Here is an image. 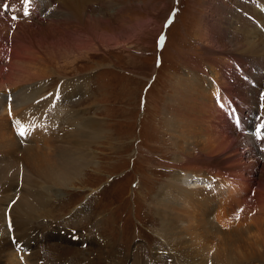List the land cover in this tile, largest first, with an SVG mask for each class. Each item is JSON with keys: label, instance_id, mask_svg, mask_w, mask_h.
Instances as JSON below:
<instances>
[{"label": "rangeland", "instance_id": "374dc122", "mask_svg": "<svg viewBox=\"0 0 264 264\" xmlns=\"http://www.w3.org/2000/svg\"><path fill=\"white\" fill-rule=\"evenodd\" d=\"M46 2L49 5L52 4L50 0ZM263 4L261 0H96L91 2L88 8L90 14L88 17L91 19L87 17L88 21L86 20L84 25H70L69 22L65 25L67 22L64 23V21L56 25V20H51V22L49 18L42 17L44 10L35 17L38 26H33L29 34L22 36L26 40L24 46L27 45L26 52H38L40 54L37 55L40 56L46 54L48 62L44 69L45 72L50 73L42 78L44 91L36 95V97H41L36 100V105L39 104L42 107L33 106L29 99L30 95H27L24 101H19L23 91L32 90V87L23 89V85L8 91L11 95L20 89L19 94L17 93L18 97H16L17 103L19 106H27L26 109L33 112L32 118L30 114L29 120L27 119L28 124L25 125V128L28 129L29 127L32 131V137L26 133L28 138L21 143L23 145H25L24 143L28 144V147L44 146V138H38L35 133L39 131V125L42 123L50 124V121H54V114L52 111H46L42 114L39 112L43 111L45 101H48L55 92L65 88L69 82L79 85L81 90L74 97L69 92L64 91L66 92V100L62 105L66 110L60 114V119L64 120L66 112L69 111L79 115L83 121L87 117L98 120L102 122L101 124L105 129L104 134L96 136V141L92 144L93 150H85V153L91 158L85 162V166L79 169L78 174L70 177L68 182L73 180V183L65 185L62 189L61 186H53L46 206L31 214L32 230L27 232L32 234H28L26 240L30 246V250H27L26 254L32 257L35 264H45V256L37 258L38 255L33 252L37 248L41 250V247L44 246V251L41 250L39 253L45 254L49 251L50 245L58 243L59 240L62 241L60 245L64 246L82 247L83 249L89 247L90 250L92 249V253L98 247L93 244L97 239L107 240L116 253L113 252V256L104 252L105 256L102 255L97 259V263L88 259L91 262L86 260L81 264H194V261H201L195 257L194 253L204 250H206L205 256H201V259L208 261L210 257L208 264L210 262L212 264H217V262L219 264H264V249L262 248L264 246V227L262 225L264 224V214L260 212L261 204L258 201L259 195H257L259 191L264 193V181L261 185L250 182L251 178L259 177L261 173H264V155L262 156L261 152V149L264 148V140H257L253 135L256 127L264 121V117L255 118L250 127H245L250 134V138L246 135L249 139L242 135L243 127L239 132L241 137L235 133L233 141L228 142L230 148L226 144L227 147L225 146V150L223 149L224 153L220 149V155L195 152V150H205L200 141L207 138L208 130L213 125L214 114L212 110H208V105L211 102L203 99H214L215 108L220 109L225 116H228V121H232L230 123L237 127L238 132L240 122L244 126L254 117L253 112L250 115L249 110L244 109L239 103V100L241 101L240 95H243L239 91L252 90L250 94L254 95L253 97L263 91L264 88L261 89L259 86H264V75L261 74L264 70V64L257 61L252 65V60L246 61V66L250 72H243L241 67L243 60L235 59V61L230 62L231 79L229 83L233 84L230 87L234 90L235 95L231 92H229L230 94L226 92V94L227 97L231 98L229 101L233 105H226V100L223 101L225 97L221 96L222 93L215 95L217 90H214V86L221 77L210 66H207L206 71L209 78L205 76V72L197 71L194 73V84L197 86L200 81L202 88L196 89L193 93L194 97L190 102L194 108L192 111L185 112L183 110L185 106L182 108L180 105L178 106L181 101V93L172 88L178 79L186 78L187 72H191L187 65L188 60H203L206 56L208 58L214 56L217 59V56L224 51L232 57L241 56L242 50L236 46L235 35H232L233 32L239 31L240 21H246L248 18L247 22L251 28H254V30L251 28L246 30L245 36H250V40L252 37L254 39L252 41H257L259 34L264 36V9H261L262 6L264 7ZM53 6L54 4L50 8L52 9ZM217 7L222 12L220 16L219 11H216ZM51 9L48 8L47 15ZM241 9L245 12L243 15L240 12ZM21 11L23 12V8L20 9V13H22ZM260 11H263V16L254 17L253 14ZM9 12L10 10L7 11V13ZM241 15L244 16V20H239ZM12 16L10 15V18ZM252 16L253 19H251ZM30 17L31 15L28 14L26 19H30ZM172 17L176 22L174 20L167 32L168 41L160 54V60L163 64L159 66L157 56L159 54L158 47L162 43L160 38L172 21ZM38 18L44 19L41 22L38 21ZM11 20L13 21L12 18ZM90 21H93L92 26L88 24ZM207 22L211 25V30L208 31L213 37L211 40H214L213 45H209V47H206L202 38H199L202 27L209 29ZM15 28L14 25L13 29ZM102 28L103 31H100L99 29ZM86 34L87 36H85ZM111 35L119 36L120 40L125 43L119 46L117 40ZM90 36L94 39L92 40ZM82 41L84 42L82 43ZM11 45L13 48L11 46L9 48L12 50L17 48V46H13L14 38ZM83 47H85L84 50ZM22 49H24L22 46L16 49L17 53H25ZM244 54L247 55L245 52ZM1 64L3 62H0V67ZM234 64L238 68L234 67ZM221 67L223 68L222 64ZM222 73L225 74L227 71L223 68ZM243 73L248 74L245 76ZM252 73L253 76L255 75L254 77L251 76ZM224 74L222 78L226 81ZM82 77H87V80L81 79ZM256 79L259 80V86L254 81ZM262 81L263 83H261ZM244 84L248 87L246 88ZM220 90L225 92L223 85H221ZM0 92L4 94L2 89ZM177 93L180 94L179 97ZM245 95L248 94L243 96ZM210 97L213 98L210 99ZM58 98L59 95L54 97L53 107H55ZM6 100L12 102L7 97L1 98L0 103L4 104V110L6 109L5 105L9 104ZM170 100H174L175 109L180 108L181 112H185L183 117L174 115L175 120H173V117L166 114V110L168 111L167 104ZM249 100L248 106L252 105ZM241 102L247 103L245 100ZM232 106H235L237 111ZM256 106L257 104L252 107L257 109L258 106ZM7 108H11V106L9 105ZM253 108L256 117L259 109L256 111ZM8 111H12V109ZM187 115H190V118H186ZM9 117L12 118V115L9 114ZM180 119L184 120L180 121ZM67 121L70 122V119ZM13 122L11 123V130L17 134V128L20 125H14ZM172 124L177 125L178 133ZM169 125L173 127L170 128ZM64 128H62L61 133ZM1 132V136L4 135V138L5 135L12 134L10 130L7 133L5 129L0 131V134ZM50 135L55 146L66 144L62 138L64 133L62 136L58 133H50ZM178 135L182 136L185 141H181ZM1 136L0 145L4 139H1ZM188 136L190 140H188ZM237 138L238 140H236ZM255 140L257 141L255 142ZM188 142L190 151L194 152L193 155L197 158H194L195 166L198 169L206 166L209 169H215L214 188L209 190L210 195L207 190L200 189L199 194H207H203L202 198L200 195H196L198 193L193 194L192 192L193 189V191H198V188L193 187L200 186L201 183L193 180L188 174L189 171L182 175L180 181L175 182L177 180L175 179L177 178L175 170L168 167L176 163L182 166L183 161L184 163L189 162L185 158L182 162L178 161L181 159L179 154L181 149L176 146L177 144L186 146ZM248 142L249 145L251 144L250 146H248ZM238 143L243 145L240 144V147ZM262 145L263 147H261ZM249 147L251 152H248ZM41 149L51 150L52 146ZM240 154L243 156L241 157ZM200 156L202 157L200 158ZM235 158L236 160H234ZM256 160L260 161L259 164ZM21 162H25V167L31 166L29 169L33 182L41 179L35 174L36 170L31 162L30 164L25 160ZM248 164L250 169L247 168ZM241 166L243 167L241 168ZM223 172H227V174H222ZM217 174L219 179L216 178ZM229 174L237 176L238 180L248 188L247 196L251 195L252 198H257L258 202L253 203L255 209L246 212V206L236 205L238 198L239 200L242 198L234 191L235 186L224 183L227 179L220 178V176L225 178L227 175L229 178H233ZM262 177L264 178L263 175ZM3 182L5 180L0 183ZM18 184L21 187L23 183L19 182ZM14 185H16V181ZM186 190L189 193L185 192ZM9 193L8 190H0V201L6 202L4 207L7 206L8 201L10 202ZM261 196L263 197L261 201L264 202V194ZM232 197H235L234 201ZM6 199L7 201H5ZM184 201H187L185 210L180 207L181 204H185ZM159 202H163L166 210L174 217H180L183 214L186 217L190 215L193 219L202 222L208 227L207 234L209 236H205L207 234H202L203 237L193 235L195 237L193 238L191 235L192 239H190L191 237L185 235H173L177 229L169 214L170 217L165 216L167 213L157 211L156 206ZM262 209H264V204ZM258 212L260 213L257 214ZM237 215L239 219H237ZM256 217H260L262 220H258ZM256 221L259 225L255 224ZM6 224L10 232L14 231L10 215H8ZM183 225L189 227V223L185 224L184 222L178 226L180 228ZM164 226L170 227L171 230L168 228L164 230ZM190 226L195 227L192 223ZM173 236L177 237H175L177 241L173 239ZM11 239L17 242L14 234H12ZM70 239L78 242L77 245L81 247L70 244L68 242ZM183 240L187 242L185 251L182 253L178 248V243ZM192 241L195 242L194 245L191 244ZM217 241L219 242L216 243ZM223 241L224 243H222ZM257 241L259 242L258 246L256 245ZM195 246H198L199 249ZM216 246L219 250L216 249ZM18 252V257L23 258V250L19 248ZM221 253L224 255L222 256ZM64 259H66L64 264L73 261L71 257ZM0 260V264H10V262H4L3 257H0ZM23 260L22 263L27 264V260Z\"/></svg>", "mask_w": 264, "mask_h": 264}, {"label": "bare ground", "instance_id": "6f19581e", "mask_svg": "<svg viewBox=\"0 0 264 264\" xmlns=\"http://www.w3.org/2000/svg\"><path fill=\"white\" fill-rule=\"evenodd\" d=\"M46 1L47 0H31L30 5H28V13L31 15L30 19H26L27 15H24V13L22 11H21L22 13H20V9L23 8L21 5V0H2L3 4H8L10 6L8 8V10H10L9 13H7L8 10L5 12V10H3L2 7H0V62H3V64H1V67H0V89H2L3 93H4V94H1V92H0V94H1L0 99L4 98V97H7V99H9V97H10V99L12 101V102H9L8 100H6V101H8L9 104L5 105V107H6L5 110L3 108L4 104L0 103V131H3L5 129V130H7V133H8V130H10L12 133L11 135H5V138H4V135L1 136L2 132L0 134L1 139L4 138L2 141V145H0V154H1L0 155V161H3V163H0V182L5 180V182L0 183V190H8L10 192L8 194V199H10V202L14 201L13 203L12 202L10 203L8 201V204L6 207H4L5 206L4 204L6 202L0 201V257L4 258V262L7 261V262H10V264H23L22 263L23 259L27 260L26 261L27 264H35L34 261H32V257L28 256L26 254V251L30 250V246L26 243V240H27V237L32 234V233L27 232V231L32 230V223L30 221L31 214L46 206L47 201L49 199L48 197L51 194V190H52V188H54L53 186H56V187L61 186L60 188L62 189L65 185H68L69 183H71L73 181L72 180L71 182H68L70 177H73L76 174H78L80 172L79 169L82 166H85L86 165L85 162L91 158L90 155L85 153L86 152L85 150L89 149L92 151L93 150L92 144L95 143L96 136L102 135L105 133L104 126L101 124L102 122L95 120L93 118L91 119V118L87 117L83 121L79 115H77L73 112L67 111L65 119L64 120L60 119V114H63L66 110V108L62 105L66 100L65 99L66 98L65 97L66 92H64V91L69 92L72 97H74L78 93H80V90H81L80 86L75 84L74 82L67 83V86L65 88L63 87V89L61 91L55 92L48 101H45L46 104H45L43 111L39 112V114H42L43 112H46V111H52L54 114V121H50V124H48V123L43 124L42 123L41 125H39L40 126L39 131H36V133H35V135H37L38 138H40V139H41V137L44 138L45 144L43 147H37V146H29L28 147V144L24 143L25 145H23V143H21V141L26 140V138H28L27 135L32 137V131L30 130L29 127H28V129L25 128V129H27L26 130L27 135H25L24 137H21V138L20 137L18 138L17 134L12 132V130H11L12 121L18 120L25 127V125L28 124L30 114H31V118H32L33 112L26 109L27 106H19V103H17L16 97H18L20 89L19 90L16 89L17 91L13 92L11 95H9V93H8L9 89L16 88L18 86L20 87L23 85H24L23 89H27V88L32 87V90L23 91L21 97L19 98V101H24L25 97L27 95H30L29 99L32 102L33 106H35V107L38 106V108L42 107V105H39V104L36 105V100L38 98H41L39 96L36 97V95H38L44 91L45 88L42 85V80H43L42 78H44V75L47 76V74L50 73V72L49 73L45 72V69H44V66H46L47 62H48V59L46 58V54H43L40 56V55H37V54H40L38 52H32V53L26 52L27 45L24 46V42L26 40H24L25 37H22V36H26L27 34H29L30 33L29 31L31 29H33V26H35V27L38 26L37 25L38 23L35 21V19H36L35 17L38 14L42 13V10L45 11L42 14V17L49 18L50 21L56 20L55 21V23H57L56 25H58L59 22H60V24L63 23V21H64V23L67 22L65 25H67L69 23H70V25L75 24L76 26L84 25L86 23V20L88 21V18L91 19V17H88V16H90V14L88 13L89 12L88 8L91 5V2H95L96 0H50V1H52L51 2L52 4H50V5ZM245 1H254V0H245ZM261 1L264 3V0H261ZM53 4H54V6L51 9L50 6H52ZM13 7H15V8L13 9ZM243 7H245V6H243ZM48 8L51 9V11L47 15ZM245 8H247V7H245ZM261 9H264V7L262 6ZM216 11L217 12L219 11V16H220V14L222 12L218 9V7L216 8ZM250 11H252V10H250ZM240 12L242 15L245 13L244 10H242V9ZM262 12L261 11L256 12L253 15H254V17H262L263 16ZM223 14H225V13H223ZM10 15L11 16L16 15V17H17V19H15L16 21H14V20L12 21L10 18ZM246 15L249 16V14H246ZM225 16H226V14H225ZM241 16H239V20H244L245 19L244 16H242V17ZM43 19L38 18V21L42 22ZM247 19H246V21H240L239 22L240 26H239L238 32L234 33L233 32L234 30L232 31L233 32L232 35H235L234 38L237 41V42L234 41L236 46L242 50V52L240 51L242 53V55L239 56L241 58L232 57L229 54H226V51L223 50L224 52H221L217 56V59L214 58V56L212 58H208L206 56V58L203 60H193L192 59V60L187 61L188 68L191 70V72L190 71L187 72V74L185 76L186 78L178 79V82H176V85H174L172 87L173 89H176L177 92L179 91L181 93V95L177 93V96L179 97V95H180V98H181V101H180V103H178V106L180 105L181 108L185 106L183 109L185 112H188V111L190 112L194 109L190 105V102L192 101V99L194 97L193 93L195 92V90L201 87L200 81H199L197 86L194 84V82H195L194 73H196L197 71L202 72V73L205 72V76L208 77V74L206 73L207 66H210L212 69L216 70V73H218L221 78H220V80H217V82L215 83V86H214L215 89L214 90H217L215 95L217 96L218 93H222L221 96L225 97L223 99V101L226 100V105L229 106L230 104L233 105V103H231V101H229L231 98L227 97L228 95L226 94V92L227 93L231 92L232 94L235 95L234 90L230 87L233 84L229 83L230 79H231V75L229 72V68H231L230 62L235 61V59L243 60V62L241 63L242 64L241 67L243 69V72H250L248 66H246V61L250 62V60H252V65H254L257 61H261L264 64V36L262 34L257 33V34H259V39L257 41H252V40H254V39H252V37L250 40V36H248L249 38L247 36H245L246 30L251 28L249 22H247ZM251 19H253V16L251 17ZM260 19H263V18H260ZM92 23H93V21H90L88 24L89 25L91 24V26H92ZM14 25L16 26L15 29H13ZM48 25H50V24H48ZM56 25H54V26H56ZM207 26L209 29H204L203 27L201 28V30L199 32V35H200L199 38H202V41L206 43V47H209V45L210 46L213 45L212 43H214L213 42L214 40H211V39H213V37L211 36L210 32H208L211 30V25L209 24V22H207ZM64 27H66V26H64ZM73 27H75V26H73ZM99 30L103 31V28L99 29ZM251 30H254V28H251ZM75 33H77V32H75ZM15 36L17 37V40H16ZM85 36H87V34ZM12 37L14 38V45L13 46H17V48H15V50L11 49V48H13L11 45L13 43ZM77 37H79V36L77 35ZM92 37H93V35H92ZM92 37L90 36L91 39H92ZM112 37H114V39L117 40L116 42H118L119 46H121V45H123V43H125L124 41L120 40L119 36L115 37V35H114ZM94 41H93V43H94ZM244 41H246V42H244ZM83 42L84 41H82V43ZM75 45L77 46V44H75ZM80 45H81V43H80ZM91 45H93L92 42H91ZM94 45H95V43H94ZM9 46H11V48H9ZM21 46H22V48H24V49H22L25 52L23 54L17 53V51H16V49L21 48ZM84 46H85V44H84ZM75 48H77V47H75ZM84 48L85 47H83V50H84ZM76 51H78V50H76ZM79 51H80V49H79ZM90 52H91V50H90ZM244 52L247 55H245ZM248 54H250V55H248ZM228 55L231 57L230 59H229ZM208 60H210V61H208ZM221 64H222L223 68L227 71V73H225V74L222 73L223 68L221 67ZM50 66H52V65L50 64ZM263 72H264V70H263ZM263 72L261 74L264 75ZM223 74H224L226 81L222 78ZM246 74H248V73H245V74L243 73V75H245V76H246ZM251 76H253V73L251 74ZM81 79L87 80V77H82ZM250 81L252 82V79H250ZM254 81H256L257 82L256 84L259 86V80L256 79ZM263 81H264V79H263ZM263 81L261 83H263ZM27 82H30V83H27ZM33 82H35V83H33ZM85 83H87V82L85 81ZM221 85H223V89L225 90V92L220 90ZM81 86H82V84H81ZM244 86H246V84H244ZM247 87L248 86H246V88ZM259 87H261V89L264 88V86L263 87L259 86ZM247 90L248 89H245V92L243 90L239 91V92L243 93V95L246 93L248 94L247 96L246 95L243 96L242 94L240 95L241 101L245 100V101H247V103L243 104L240 100H239V103L242 104V107L244 109H248L250 112V115H251L252 112L254 113V111L252 110L253 105L257 104V106H258L257 109L253 108L254 110L257 111L259 109L260 102L258 101V94H260V93H257V95H255V97H253L254 95L252 96V94H250L252 92V90H248V91ZM57 95H59V98H58L57 102L55 103V107H53L54 102H55L54 97H56ZM240 96L237 95V97H240ZM212 98L213 97H210V99H212ZM249 98H250V100H249ZM203 100H208L212 104L211 105L209 103V105H208L209 109L208 110L213 111V114H214V117L212 118L213 119V125L211 126L212 128L210 130H208L207 138H204L202 141H200L203 145L202 148H204L205 150H195V152L198 154L199 153H202V154L203 153H205V154L206 153H214L215 155H220L219 154L220 150L222 153H224L225 146L227 147V145L230 144L228 142L233 141V137H234L235 133H238V135H239L240 131L238 130V132H237V130H236L237 127H235V125L230 123L232 121H230V122L228 121V119H227L228 116H225V114L220 109L215 108L214 99L209 100V98L208 99L204 98ZM248 100L250 101V103L252 105L248 106ZM42 102H44V101H42ZM9 105L11 106V108H7V107H9ZM174 105H175L174 100H170V102H168V104H167L168 111L166 110V114L169 115L170 117H173V118H174V115H180L181 117H183L185 112H181L179 110L180 108L175 109ZM9 109L10 110L12 109V111H8ZM203 111H205V110H203ZM10 112H11V114H10ZM9 114H10V116L12 115V118H14V119L9 117ZM202 114H205V113H202ZM16 115H17V118H15ZM186 118H190V115H187ZM68 119H70V122L67 121ZM173 120H175V118ZM183 120L180 119V121H183ZM58 125H59V128H58ZM172 125H169L170 128H172L174 126L175 131H177L176 133H178L179 130L177 128V125L176 124H174L173 126ZM63 127H65V128L62 132V133H64L62 138H64V140L66 141L65 142L66 144H61L62 146H55L54 143L52 142L53 140L51 139L52 136L50 135V133H52V134L58 133L62 136L61 131H62ZM196 127H198V126H196ZM205 130H206V128H205ZM47 131H49V132H47ZM194 132H196V131H194ZM247 136H249V135H247ZM245 137H246V135H245ZM178 138L181 141L184 140V138L182 136L178 135ZM249 138H250V136H249ZM249 138L246 137V139H249ZM188 140H190L189 136H188ZM236 140H238V138ZM252 140H253V138H252ZM194 141H196V140H194ZM241 141H242V139H241ZM256 141L257 140H255V142ZM242 143H244V142H242ZM240 144L238 143V145L241 147V145H243V144H241V145ZM259 144H261V143H259ZM187 145H188V147H187ZM223 145H224V147H223ZM250 145L248 142V146H250ZM49 146H52L51 150L50 149L49 150L48 149H41V148H47V147L49 148ZM176 146L181 149V152H179L181 159H179L178 161L182 162L185 158V159L189 160V162L186 161L184 163V161H183L182 162L183 167L179 166L177 163L173 164L171 166H168V167H171L172 169L175 170V176H177V178H175V179H177L175 182H177L178 180L180 181L181 180L180 178L183 177L182 175L186 174V172H188V171L189 172H198V171L207 170L210 173V169L207 166L201 167L199 169L195 166L194 158H196V157L193 155L194 152L192 153L190 151L189 142L186 144V146L185 145L182 146V144L181 145L177 144ZM244 146H246V145H244ZM257 146H255V147H257ZM228 147L230 148L229 145H228ZM252 147H253V145H252ZM261 147H263V145ZM253 149H254V147H253ZM248 152H251V148L248 150ZM228 154H230V153H228ZM242 154H244V153L242 152ZM240 156H241V154H240ZM201 157L202 156H200V158ZM238 158H240V157H238ZM22 160L27 161V163H29V164L31 162L32 166L36 170L35 174L38 176V178L40 177L41 179H38V180L33 182L32 177L30 175V169H29L31 166L25 167V162H21ZM228 160H229V158H228ZM232 160H231V162H232ZM234 160H236V158ZM204 161H207V160H204ZM231 162H229V163H231ZM256 162L259 164L260 161L258 162L256 160ZM249 163H250V161H249ZM252 163L255 164L254 162H252ZM242 167L243 166H241V168ZM246 167H247V165H246ZM247 168L250 169L249 164H248ZM238 171H240V170H238ZM222 174H227V172H223ZM33 175H34V173H33ZM229 175H232V174H229ZM262 175L264 176V173H261L259 177H256L253 179L251 178L250 182L256 183L257 185H261L262 182L264 181V178L262 177ZM232 176H233V178H229L228 175L225 176V178L220 176V178H222L224 180L227 179L226 181H224V183H226L228 185L235 186L234 191L240 196V198H242L240 200L238 198V202L236 205L246 206L247 207L246 212H248L252 209H255V206L253 203H257L258 201H260V204H261L260 212H261V214H264V209H262V205L264 204V202L261 201L263 199V197L261 195L264 193L262 191L258 192V194H257V195H259L258 201H257V198L254 199L251 197V195L247 196L248 188L245 187V185L243 183H241L240 180H238L237 176H234V175H232ZM6 177H7V179H6ZM34 177H36V176H34ZM238 177H240V176H238ZM15 181H16V185H14ZM243 181H244V179H243ZM19 182L23 183L21 187H19V184H18ZM236 183H238L239 185ZM193 188L199 189L198 191H193L194 189L193 190L191 189L193 194L198 193L196 195H200L202 198L203 194H205V193L199 194V192H201L200 189H202L203 186L197 185L196 187H193ZM231 188H230V190H231ZM230 190L228 188V191H230ZM185 192L189 193V191H187V190ZM203 192H205V191H203ZM190 194H192V193H190ZM205 195H207V194H205ZM14 198H15V200H14ZM234 198L235 197H232V200ZM5 201H7V199ZM236 201H237V199H236ZM184 202H185V204L180 205L181 209H183V210L186 209V205H187V201H184ZM156 208H157V211L159 213L160 212L161 213H167V215L165 214V216H168V217L171 216V219H172L171 221L174 223L175 228L177 229V232L173 235L178 236V234H179V235H185L187 237H191V235L192 236L197 235V237H203L202 234H204V235L207 234L208 227L206 225H203L202 222L193 219V217H191L190 215H188V217H186L183 214L180 217H174L166 210L163 202H159L157 204ZM205 212H207V210H205ZM260 212H258L257 214H259ZM8 215H10L11 222L13 223V226H14V231H12V232H10L8 230L7 224H6ZM257 218H258V220H260V219L262 220V218H260V217H256V219ZM166 219L168 220V218H166ZM181 222H184L185 224L189 223V227H186L185 225H183L182 227L179 228L178 225H180ZM191 223L194 224L195 227L190 226ZM257 223H258V221H256L255 224H257ZM170 224L173 225L172 223H170ZM257 225H259V224H257ZM257 225H255V226H257ZM262 225L264 227V224H262ZM164 227H165V228H163L164 230H166L167 228H168V230H171V228L168 226H164ZM201 230H203V232H201ZM258 231H259V229H258ZM12 234L15 235V238L17 240L16 244H14L12 239H11ZM176 236H173L174 237L173 239H176L177 238ZM205 236L208 237L209 235L207 234ZM193 238H195V237L193 236ZM190 239H192V237ZM260 240H258V241H260ZM176 241H177V239H176ZM258 241L256 242L257 246L259 245ZM68 242L70 244H75V245H77V243H78V242L74 241L73 239H70ZM186 242L183 240L182 242L178 243V248L180 249V251L182 253L185 251ZM218 242L219 241H217L216 243H218ZM60 243H62V241L58 240V243L51 244L49 247V251L45 252V254L44 253L42 254V252H41V254L39 253L41 250L44 251V248H45L44 246L41 247V250L37 248L33 252L36 255H38L37 258L45 256L44 257L45 264H64V260H66L64 258H70V257L72 258L73 261L72 262L70 261L71 263H69V264H81V262H85L86 260L87 261L93 260L94 262L97 263V259H99L102 255L105 256L104 252H108L110 255H113V252H114L112 250V248L110 247L109 243L107 242V240L102 241V239H97L94 243L92 242L94 245L98 246L97 248H95L92 251V253H91L92 249L90 250V248L88 246L87 247L89 249L88 248L83 249L81 246H78V245H77V247H81V248L71 247L68 245L64 246V245H60ZM222 243H224V241ZM225 243H226V241H225ZM247 243H249V242H247ZM17 244H19V246H20L19 248H21L23 250L24 257L22 259H20V257H18L19 252H18ZM191 244L194 245L195 242L192 241ZM197 244H200V243H197ZM263 245H264V243H263ZM190 247H192V246H190ZM196 248L199 249L198 246ZM214 248H215V246H214ZM262 248L264 249V246H262ZM216 249H218V246H216ZM205 251L206 250H204L203 252L199 251V252L194 253L195 257L201 260L200 262L198 260H197V262L194 261L193 262L194 264H208L210 257H209L208 261L205 259H203V260L201 259V256H205ZM114 253H116V252H114ZM189 253H191V252H189ZM214 254H215V252H214ZM221 255H222V253H221ZM116 256H117V254H116ZM187 256H189V255H187ZM212 257H213V255H212ZM206 258H207V256H206ZM88 259H90V260H88ZM224 259H226V258H224ZM104 261H105V259H104ZM24 264H26V263L24 262ZM209 264H212V262H210ZM217 264H219V263L217 262Z\"/></svg>", "mask_w": 264, "mask_h": 264}, {"label": "snow or ice", "instance_id": "6c2138e0", "mask_svg": "<svg viewBox=\"0 0 264 264\" xmlns=\"http://www.w3.org/2000/svg\"><path fill=\"white\" fill-rule=\"evenodd\" d=\"M31 3V0H21V5L23 7V12L24 15H28V5ZM0 7H2L4 10H7L10 6L8 4H3L2 0H0ZM13 20L17 19L16 16L11 17ZM170 22V21H169ZM161 41L164 39L163 37L160 38ZM10 99V97H9ZM11 114V112H10ZM239 121L237 120V123ZM14 125H20L17 128V135H19L20 137H24L26 135V129L25 127L20 123V121H14L13 122ZM262 129H264V121H262L255 129V132L253 133V135L256 137L257 140H264V132H262ZM264 150V149H262ZM242 211V210H241ZM237 219H239V216L237 215ZM9 227H11V225H9ZM13 243L16 244L17 242L15 240H13ZM19 244H17V248L19 250ZM22 259V257H21Z\"/></svg>", "mask_w": 264, "mask_h": 264}]
</instances>
